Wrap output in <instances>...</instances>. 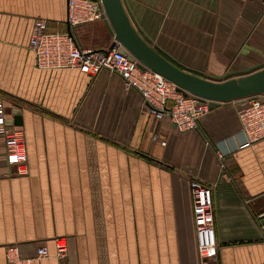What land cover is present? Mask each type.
<instances>
[{"label":"crops","instance_id":"crops-1","mask_svg":"<svg viewBox=\"0 0 264 264\" xmlns=\"http://www.w3.org/2000/svg\"><path fill=\"white\" fill-rule=\"evenodd\" d=\"M128 5L139 32L194 70L237 78L264 63V0ZM38 17L49 31L71 29L82 48L114 41L104 18L69 27L67 0H0V95L9 117L22 109L29 166L0 178V264L14 243L46 245L41 264H264V139L244 144L245 100L181 132L116 73L36 68ZM193 178L213 189V258L199 256ZM56 239L67 244L62 258Z\"/></svg>","mask_w":264,"mask_h":264},{"label":"built area","instance_id":"built-area-1","mask_svg":"<svg viewBox=\"0 0 264 264\" xmlns=\"http://www.w3.org/2000/svg\"><path fill=\"white\" fill-rule=\"evenodd\" d=\"M105 17L101 0H67V23L70 27L94 22ZM48 20L35 19L29 47L35 53L38 69H72L91 76L108 70L122 77L126 89L138 90L149 113L157 121L169 119L181 132L196 130L200 118L209 111V101L193 94H185L176 84L148 67L143 68L137 58L122 52V44L115 42L106 49L82 48L71 29L49 31ZM239 110L245 145L264 139V93L244 98ZM6 98L0 95V178L29 173L24 131L8 124ZM155 137V136H154ZM165 143L164 141L162 142ZM4 165L7 171H4ZM14 167V171L11 168ZM198 252L201 259L218 255L219 244L213 222V189L211 184L193 178L190 181ZM57 256L66 255L67 244L56 239ZM30 247L32 251H28ZM46 245L9 244L6 264H41L49 257Z\"/></svg>","mask_w":264,"mask_h":264},{"label":"water","instance_id":"water-1","mask_svg":"<svg viewBox=\"0 0 264 264\" xmlns=\"http://www.w3.org/2000/svg\"><path fill=\"white\" fill-rule=\"evenodd\" d=\"M101 1L105 9V24L114 37L110 47L119 41L122 44V52L137 58L143 68L148 67L161 74L185 94L190 93L208 100L210 110L223 102L264 93V63L246 70L237 78H230L229 74L218 76L199 72L179 63L143 31L141 33L137 30L127 11L128 0H125V3L124 0ZM130 12L132 13L131 10ZM12 113L14 116L8 119L7 123L21 125L22 109L13 108ZM262 221L264 224V219Z\"/></svg>","mask_w":264,"mask_h":264}]
</instances>
